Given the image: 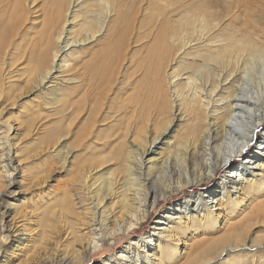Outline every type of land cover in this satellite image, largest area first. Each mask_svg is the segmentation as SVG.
<instances>
[{
	"label": "bare ground",
	"instance_id": "obj_1",
	"mask_svg": "<svg viewBox=\"0 0 264 264\" xmlns=\"http://www.w3.org/2000/svg\"><path fill=\"white\" fill-rule=\"evenodd\" d=\"M164 1V14H178L182 9L178 14L180 17L174 19L178 28H182L179 35L182 39L176 40L164 26L146 56L155 66H139L138 72L142 71L143 77L132 81L123 66L127 30L119 32L116 29V39L114 35L109 40L105 38L98 51L77 56L89 49L90 40L108 37L113 27L121 24V5L117 0L59 1L58 24L55 17H46L42 29H38L40 40H36L40 42L35 44L34 40L33 46L22 41H26L27 17L35 9L34 2L12 0L10 4V0H0V54L7 56L12 47L17 49L19 58L16 62L21 61L17 68L26 64V69L18 70L23 71L19 76L26 70L28 75L26 85L22 87L2 79L4 73L0 61V104L5 105L12 98L14 106L26 94L23 90L28 84H33L32 90L51 87L55 120L52 136H49L52 152L62 157L63 169L69 170L74 149L67 144L63 147L61 142L73 135L80 142L76 145L83 154H80L81 161L89 162V165L82 164L74 170V177L67 178L62 188L58 186L54 190L58 194L64 189L61 197L56 199L52 214L68 231L64 241L70 248H63L61 251H66L60 255L47 257L48 245L57 233L53 229L60 225H39L31 212H27L29 224L19 226L7 220L14 213V201L22 196L15 186H22L24 177L18 184L22 160L13 156L9 145L10 134L17 129L13 125L0 126V264H14L18 252L27 248V241H33L32 233L37 229H40L37 244L41 248H33L30 255L24 251L30 264H86L104 249L106 242H114L119 235L128 236L140 229L160 200H168L186 188L209 182L220 170H224V174L218 190L205 191L207 195L189 194L157 221L152 233L134 239L117 256L102 264H155V261L161 264L166 258L171 260L167 264H179L182 260H185L183 264H210L216 259L213 255L222 256L228 247L244 248L242 242L238 243L239 239L236 238L238 241L233 244L229 240L236 235L235 223L223 237L222 242L227 246L218 249L219 245H216L215 252L210 251L201 258L194 252L188 256L197 243L188 245V252L184 251L180 257V239L172 238L180 226L187 227L184 218L188 214L198 212L194 221L215 224V210L207 206L216 196L228 199L225 202L238 208L243 206L247 191L256 186V178L264 170V131L260 133L254 151L240 164L230 167L237 157L246 154L264 125V39L262 44L251 35L257 31L264 33V0H256L261 11L253 8L257 3L252 0H215L213 7L202 8L199 13L188 10L189 5H183L184 0ZM96 7L101 17L95 22L91 20L94 30L86 31L80 39L69 37L75 32L72 29L82 25L78 24V19L83 17L87 21L96 13ZM84 11L91 14L85 16ZM112 15L115 18L110 21ZM168 21L169 25L173 24ZM16 37L19 42L13 41ZM64 72L67 76L62 77ZM154 75L155 80L153 78L154 82H151ZM11 76L8 80L16 77ZM123 85L134 94L124 98L126 103L118 106L117 101L123 100L125 94ZM15 87L18 88L15 90ZM18 91L21 92L17 94ZM154 112L161 125L160 132L154 134L151 141L144 131L147 127L142 124L145 118H152ZM139 122L143 128L137 126ZM136 126L139 129L132 139V130ZM181 129L186 132L183 138L177 135ZM163 144L160 159L155 155V148ZM23 152L24 147H21L20 153ZM87 152L91 153L89 157ZM117 163L120 166L116 167L124 177L118 176L116 168L104 172ZM59 170L54 169V174ZM155 186H160V191H154ZM233 194L237 195L234 199ZM218 200H214L216 204ZM258 201L257 210L264 212V199ZM34 224L38 228L33 229ZM27 234L29 237L24 240ZM167 239L169 245L165 252L168 251L163 255L162 248ZM187 242L185 240L183 244ZM219 250L221 253H217ZM24 263L27 264V259Z\"/></svg>",
	"mask_w": 264,
	"mask_h": 264
},
{
	"label": "rangeland",
	"instance_id": "obj_2",
	"mask_svg": "<svg viewBox=\"0 0 264 264\" xmlns=\"http://www.w3.org/2000/svg\"><path fill=\"white\" fill-rule=\"evenodd\" d=\"M11 1L12 0H10V2L8 3L11 4ZM59 1L61 0H32V2H34L35 9L33 11H30L31 13L28 14V16L30 15L29 17H27L29 18L28 19L29 21L26 23V27H25V31H27L28 34L26 36V41H22L23 44H28V46L29 45L33 46L35 42H36L35 44H38L40 42L39 41L40 36L38 34V31L42 29L41 24H43L42 21H44L46 17L48 18L50 16L55 17V20L57 21L58 24L57 14H58ZM117 1L121 5V16H122L121 24L117 25V27H113L109 36L107 34L108 37L100 36L95 38V40L97 39V41L90 40L89 42L91 43L89 45V49L83 50L82 53L77 54V56L84 57L92 51H98L104 44L105 38L109 40L111 38L110 36L114 35V38L116 39V29L117 31L119 30V32L123 30H127L126 45H125L126 49H124L125 51H123L125 57L123 64L125 68L124 72L132 77V81H134L135 79L138 81L143 77L142 71H140V73L138 72L139 66L144 65L143 67H146V65L148 66V64L149 65L152 64L151 68L155 66V63L154 64L149 63V60H147L146 56L148 54L149 47H151L154 44L156 36L162 31V28L164 26H166L165 27L166 32L170 33L173 36L175 35L174 38L176 40L180 41V39H182V36L181 37L179 36L181 35L180 32L182 28H178L177 22H174V19L176 21L180 17L178 16V14L182 11V9L179 10V12H177L178 14L176 13L168 14V12L164 14L165 13L164 4H166L164 0H117ZM187 1L190 3H188ZM214 1L215 0H199V1L192 0L191 2V0H184L183 5L185 6L189 5L188 10L191 9L190 10L191 12L193 11L200 12L202 8L213 7L211 5L213 4ZM252 1L255 2L256 0H252ZM193 2H195L194 5ZM8 3L5 2V4ZM256 3L257 6L253 8L260 7V4L257 1ZM150 7H152L153 9H151ZM258 9L259 8H257L256 10L261 11L262 8H260V10ZM94 10L96 11V13L94 14H91L90 11H84L82 13L85 14V16L89 14L91 15L89 16L87 21L83 17L79 18L78 24H82V25H80V27L77 26L74 29H72L75 32L72 31L73 33L71 32L72 34H70L69 37L72 36L74 38L80 39L85 36L86 31L94 30L93 25H91L90 23L91 20L92 22H95L101 17L100 12H98L99 9L96 7ZM113 17L115 18V15L111 16L112 20L110 21L114 20ZM257 17H258L257 19L260 22L259 14ZM168 20L172 21L173 24L170 23L169 25ZM35 21H37L38 24L37 22L35 24L34 23ZM14 22L16 21L14 20ZM1 25L2 24L0 23V27ZM169 26L171 27L169 28ZM30 27L32 29H30ZM33 30L36 33H34ZM255 31L256 30H254V32ZM244 32L249 33L248 29H244ZM35 34L36 36H34ZM251 35L252 38L256 39L258 42H261L263 44L262 40L264 39L263 37L264 33L259 34V32L257 31L256 34L252 33ZM258 35L261 38V40L260 38L258 40ZM18 40L20 39L16 37L13 41L19 42ZM78 51L81 50L78 49ZM3 58H5V61L2 60ZM17 58H19V54L17 53V49H14V47L11 48V52L8 51L7 56H5V54L2 53L0 54V61L2 63L1 66L3 69L2 74L4 73L2 79L6 78L7 81H11L13 83H19L18 84L19 87H22L26 85V80H27L26 77L28 75L25 74L27 72L26 70L24 75H22L23 78L22 76H19L21 73H23V71L18 72V70L21 68L26 69V64L23 66H19V68H17V66L21 62V61L16 62ZM9 60L11 63H9ZM8 72L10 73L13 72V73L10 74ZM63 74L62 77L67 76L66 75L67 72H64ZM10 75L16 76L14 77L15 79L13 78L12 80H8V78H10ZM153 78L155 80V75L154 77L152 76L151 79L153 80ZM152 80L151 82H154V80L153 81ZM143 84L146 85L147 83L143 82ZM32 85L33 84H28V87L25 90H23L26 94H24L19 100H17V103L14 106H13L12 98L7 100L5 105L3 103V106L0 104V126L1 125L4 126L5 124L13 125L14 128L17 129L16 132L14 130L11 132L9 145L13 150V156L16 157V159L18 157L20 160H22V165H21L22 170H20L18 174V184L19 181H22L21 178L24 177V180L22 181L23 185L15 186V190L17 191V193H21L22 196L18 200L14 201V205H15L14 213L7 220L13 224H18L19 226L22 225L23 223L29 224L27 220L28 218L27 212H31L32 216H34L33 218L34 219L36 218V223H38L39 225L41 223H45V226L49 225L50 227L54 225L56 226L60 225L59 228L57 229H53L54 227L52 228L53 230H55V232L57 231V233L55 234L57 238L54 236L55 241L53 239L51 240L52 242L50 241V244L48 245V249L46 251L47 257L50 255L54 257V255L57 254L60 255L64 253L66 250L61 251L63 248L66 249L70 248L69 243L66 240L64 241V239H66L65 237L67 236L68 231H66V229L63 228L61 224L57 222L56 217H54L52 214L54 211L53 208L54 206H56L55 204L56 199L58 197H61L62 191L64 189L62 191H59L58 194H55L54 190L58 186L62 188L67 178L74 177L75 174L74 170L77 171L78 167L82 166V164L89 165V162L86 163L84 162L85 160L81 161L82 158H80V156H82L83 154L81 148L79 149V147H77L76 145L79 144L80 142H78L76 137L72 135L65 142H61V145L63 147L67 144V146H70V148L74 149V152L72 153L71 158L69 160L71 162L70 169L69 170L63 169L64 162L62 161V157H57L56 154L52 152L53 150L51 148L52 143L49 137L52 136L51 135L52 129L54 127L53 122L55 121L54 117L52 116L53 106L51 105L54 94H52V91L49 89L51 87L49 86H46L41 90H32L30 88ZM123 87L124 89L122 90V92L124 91L125 94L123 95V100L117 101L118 106L123 103H126L125 99L129 98L130 95L134 94V91L132 89H129V87H125V85H123ZM17 88L18 87H15L14 89L16 90ZM19 92L21 91H18L17 94H19ZM121 96H119V98ZM157 117L158 116L154 112V114L152 113V118L150 117L147 119L145 118V121L142 124L143 127H147L146 130L144 131L146 132V136L148 137V139L151 141L155 137L154 134L157 133L156 135H158V133L160 132L159 127L161 124H159L160 123L159 118L157 120ZM125 122L127 121L125 120ZM139 125L141 126V122L137 124L138 127H140ZM137 126L132 130L133 131L131 134L133 135L132 139L134 137V134L138 132L139 128ZM116 128L118 129L119 126ZM183 130L181 129L180 133H177V135L180 134V136H182L181 138L185 137L186 135L185 129ZM262 131H264V125H262V127L259 129L258 137L252 142L249 149H247L246 154H243L242 157H237L230 166L231 168L233 166L240 164L248 153L254 151L256 145L260 141L259 140L261 137L260 133H262ZM117 133L118 131L116 132V134ZM164 146H165L164 144L162 146L158 145L155 148V150H157L155 154L157 158L159 157L161 159L162 155L160 156L159 154H163ZM21 147H24V152L22 154L20 153ZM90 154H91L90 152H87L88 157L90 156ZM116 166L118 167L120 165L118 163L114 166L111 165V167H107L104 170V172L107 170H111L113 168L118 169L119 167L117 168ZM54 169H60L56 175L53 172ZM192 170L193 168L191 167L190 171ZM223 171L224 170H220L217 173V175L209 182H203L199 185H193L192 187L186 188L182 192L172 196L168 200H160L157 206L155 207V209L151 212V215L149 216L147 222L142 224L140 229H137L135 230V232L133 231L132 233L130 232L131 235L129 234L128 236L119 235L118 239H116L114 242L111 243L106 242L107 245H105L104 249L96 253L92 257V259H90L86 264H102L104 260L110 257L117 256V254L120 253L124 247L128 246V244L134 239H139L141 237L148 236L150 233L153 232V229L157 221L162 219L163 215L166 216L168 212L171 211V208H174L176 205H178V203L184 201L189 196V194L197 195L204 193L207 195V192L205 191L211 192L213 189L215 191L218 190L217 189L218 185L224 174L222 173ZM60 172H64V173H60ZM117 172L119 177H124V174L120 173L119 169ZM153 190L160 191V186H155ZM247 193L248 195L246 202L240 208H238L237 205L234 206L233 203L225 202L228 199L225 200L223 199L224 200L223 201L221 199L222 196L214 197L215 196L214 195L213 197L215 199H213L212 202H209L207 208L212 211L215 210L213 211V214L216 217L215 224L214 223L200 224L199 222L194 221L193 219L198 212L190 215L188 214L184 218V221L188 223L187 227L180 226V230L174 233L173 235L175 236L172 238L173 240L180 239L181 245L178 249V255H180V257L183 256L184 251L185 253L188 252L189 249L188 245L190 244L193 245L195 243L197 244L194 245L192 251L189 250L188 256L194 252L196 253L197 256H199V258H201L210 251L215 252L216 251L215 248H217L215 247L216 245H219L218 249H221L222 246L226 247L227 244L222 242L224 241L223 237L228 233L229 230H231L230 227L232 223H235L233 230L236 231V235L231 236L232 238L229 237V240L232 241L231 243L233 244V241H238L237 239H239L240 241L238 243L242 242L241 245L244 248L240 246L237 248L229 249L228 247V250L224 251L223 255L221 254L222 256H219L218 254L213 255V257H215L216 259L210 264H264V212L258 211L256 208V206L259 203L258 199H264V170L259 172V175L256 178V186L253 189H249ZM236 196L237 195L233 194V198L232 197L231 198L234 199ZM218 199H220L221 201ZM214 200H218L219 201L218 204H216ZM203 212L202 214H204ZM70 218L75 219L74 217H70ZM35 225L36 224H34L33 229L38 228ZM224 225H226V227H224ZM198 227H200V229H198ZM38 230L40 229H37L32 233L33 241L30 243L28 241L26 242L27 248L25 250H27L28 255L31 254L33 248H38V249L41 248V246L37 244L36 237ZM28 237L29 234L24 236V240H26V238ZM185 240L188 242L187 244L184 245L183 243ZM168 241L169 240L167 239L166 243H164L165 244L164 247L162 248L163 255H165V253H167L168 251L167 249V251L165 252L166 246L169 245ZM57 247L59 249H57ZM24 251L18 252L19 254H17V257L15 258L16 261H14L15 262L14 264H25L24 263L25 259H27V264H30L28 261L29 257L26 254H24ZM217 253H221V251L219 250V252ZM162 260L163 262L161 264H167V262L169 263L171 261V260H167V258ZM184 262L185 260H182L179 264H183ZM156 263L157 261H155V264Z\"/></svg>",
	"mask_w": 264,
	"mask_h": 264
}]
</instances>
